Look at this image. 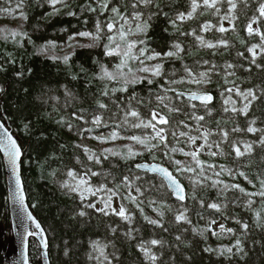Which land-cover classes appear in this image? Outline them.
<instances>
[{
    "label": "trees",
    "instance_id": "16d2710c",
    "mask_svg": "<svg viewBox=\"0 0 264 264\" xmlns=\"http://www.w3.org/2000/svg\"><path fill=\"white\" fill-rule=\"evenodd\" d=\"M234 2L235 9L230 0H215V7L213 0H195L193 10V0H0V118L23 150L28 202L48 236L52 264H264V0ZM145 22L150 27L138 47L146 57L159 54L161 75L137 83L104 76L105 68L116 69L124 59L123 53L108 55L104 42L121 26L125 31ZM19 24L18 35L1 31ZM98 28L101 45L78 48L67 60L42 54L45 45H65L80 33L96 35ZM170 51L177 55L167 56ZM198 89L212 93L214 102L192 103L179 95ZM237 89L256 98L246 100ZM245 104L247 114L240 111ZM132 110L139 117L126 115ZM153 111L168 119L157 125L165 129L164 143L150 139L153 129L133 126L147 122ZM113 133L121 141L139 136L149 143L136 155L92 144ZM236 147L245 154L237 156ZM188 152H199L202 163ZM187 161L194 164L182 166ZM143 163L171 168L187 188L186 200H176L161 178L136 168ZM109 196L111 207L99 211ZM121 205L130 220L116 214ZM181 214L187 219L178 220ZM12 238L0 154V264H7ZM141 246L157 259L150 260ZM30 262L42 264L34 239Z\"/></svg>",
    "mask_w": 264,
    "mask_h": 264
},
{
    "label": "snow or ice",
    "instance_id": "6c2138e0",
    "mask_svg": "<svg viewBox=\"0 0 264 264\" xmlns=\"http://www.w3.org/2000/svg\"><path fill=\"white\" fill-rule=\"evenodd\" d=\"M58 2H60V0H51V3L53 5H55ZM140 2L141 3H144V4H148V3L151 2V0H140ZM230 2L232 3V8L235 9L236 3L234 2V0H230ZM204 4H206V5L209 4V0H204ZM133 6L135 7V5H133ZM197 6L198 5L195 3V0H193V10H195V8ZM211 6L212 7H215V0H213V3L211 4ZM17 7H19V5ZM106 7H107V5H105V8ZM113 11H115V12H117L119 14V9L118 8H114ZM259 12H260L261 16H264V4H262L260 6ZM190 17H191V13L188 14V18H190ZM185 18L186 17L184 16V14H181L178 17V19H180V20H184ZM25 19H26V17H25ZM121 19H124V17H121ZM136 19L139 20L140 19V16L137 15L136 16ZM253 22H255V20ZM173 24H175V21H173ZM107 27L111 31L113 29V27H114V24H111L110 23V24L107 25ZM149 27H150V25L147 24L146 22L143 25L138 24L137 27H136V29H135V32L146 34ZM208 27H209V25H207V24L204 25L205 30H207ZM219 30L221 32H225L226 31V29L223 28V27H221ZM247 30H248V32L250 34L253 33L254 29L252 28V25L251 24L248 25V29ZM100 31H102V29H99L98 28V32H97V34L95 36H93V34L92 33H89V32L80 33V35L81 36L92 37L93 39L99 40L100 39V36H99V32ZM13 35H15V33H13ZM126 35H127V33H125L123 26H121V28L119 29V36H120V40L125 41V43H126V50L123 51L124 59L122 60V62L119 65H117V70H118L119 76L122 77V78H124L125 79V82L128 83L129 82L128 81V78H127L128 77V74L124 73L122 71V69L127 66L128 60L130 58L131 59H139V56H131V57L129 56V54L132 52V49L135 47V45H136L137 42H135V41H132V42L126 41ZM260 35H261L262 38H264V33H260ZM108 39L110 41V44L106 46V48H107V54L108 55L120 54V52H121V46L119 44L116 45V48H112L111 47V44L116 42V37L110 36V37H108ZM139 43L143 44L144 41L141 40V41H139ZM222 43H225L226 44V42H224V41H222ZM207 46L208 47H214V45H212V44H208ZM176 47L179 48V45H177ZM256 47H259V46L257 45ZM180 50L182 51V49H180ZM250 51H252L253 52V55L255 56V49L254 48L253 49H250ZM145 52H146V49H141L140 50V54L141 55H144ZM166 55L167 56H173V55H177V53H174V52H171L170 51V52L166 53ZM158 57H159V54H154V55H151V56H147L146 59L152 60V59H156ZM67 59L68 58L66 57L65 60H67ZM141 63H143V61H141ZM229 67H231V65H229ZM162 68H163V65L162 64H157V65H155L153 67H143V68H140V69H138V71L151 72L153 75L159 76V75H161ZM129 72L131 73L132 70L129 69ZM105 75L108 76L111 79H117V76L116 75H114L111 72H108L107 70H105ZM206 75H207L206 73H202L201 74V76H206ZM142 79L143 78L136 77L134 74H132V80L130 82L131 83H137V82H140ZM197 82H200V81H197ZM149 83H151V81H149ZM0 91H2V89H0ZM228 91H232V89H229ZM237 92H238L239 95H242L246 100L250 96L253 97L254 99L256 98L255 97V93L253 91H251V90H249L246 93H240L239 90L237 89ZM106 94L107 93H105V95ZM193 97L194 98H200V99H202L204 101H210L212 99V97L210 95H205L203 97H196L195 94H193ZM159 99L161 100V102L163 101V97H160ZM228 102L229 101H227V100L225 101V103H228ZM249 106H250V104H245L244 108L243 109H240V111L243 112L244 114H247V110H248ZM101 107H105V105H101ZM176 110L178 111V109H176ZM236 110L237 109L235 107L232 108V111H236ZM126 115H131L133 117H139V113L137 111H135V110L130 111ZM198 119L203 120L204 117L201 116V117H198ZM153 121H155V123ZM95 123L99 124L100 123V118H96ZM167 123H168V119L166 117L160 116L158 112L153 111L152 114H151V119H149L147 122H145L144 120H140V122L138 124H135L133 126L134 127H144V128H151V129H153V131L155 133V136L151 137L150 139L159 138L160 142L161 143H164V142H166V139H167L166 136L163 135L165 129L158 128L157 125L158 124L164 125V124H167ZM0 127H2V125H0ZM239 130L240 129H234V131H239ZM247 131L248 132H255V131H257V129H255L253 127H249L247 129ZM5 133H6V139H7V144L5 145V149L8 152V156L10 158V162H11V164L13 166V169L14 170H18L17 161H18L19 157L21 156L20 148L17 145V142L14 139H12L11 135L7 133V129H5ZM180 135L183 136V135H186V133H183L182 132V133H180ZM207 135H208L207 132L204 133L205 142L206 143H207V140H206ZM227 135H228V133L225 132L224 133V136L226 137ZM117 137H118V134L117 133H113L111 139H116ZM130 139L135 140L137 143H140V144L146 145V146L149 143V140L147 138L142 139L139 136H133V137H130ZM190 139L192 140L193 143H195V140L197 138L196 137H190ZM260 143L264 144V139H262L260 141ZM151 147H157V145H152ZM245 149H246L247 152H251L252 151V145L251 144H245ZM150 150H151V148H149V151ZM105 151L106 152H109V153H112V149H106ZM129 151L131 152V149ZM173 151H176V149H173ZM235 152H236V155L237 156H242V155L245 154V153H243V152L240 151V148L239 147H236L235 148ZM113 154H115V153H113ZM136 154L137 153H132V155H136ZM184 154L185 155L192 156L196 160L197 164H201L202 163L198 159L199 152H188V153H184ZM210 155L215 156V155H217V153L216 152H211ZM96 159H97V162H99V157H97ZM176 163L179 164L180 161H176ZM138 167H140V166L138 165ZM211 167H215V166H211ZM152 170L159 171V172H162V173L166 174L168 176V178L172 181L173 185L176 186V194H177L178 198L180 200H183L184 199L183 188H182V186L179 185L178 181H176L175 177H172L171 173L167 172V170L166 169H163V168H153ZM189 170H191V169H189ZM218 174L219 173H217V175ZM229 174H231V173L229 172ZM93 175H97V173H93ZM80 183L81 184H85V183H87V181H85V180L82 179L80 181ZM214 183H218V182H214ZM65 186H67V185H65ZM225 187H229V186L226 185ZM230 187L240 188L239 185H232ZM240 190L241 191H244L243 189H240ZM87 191L88 192H92V189L91 188H88ZM249 195H254V194L253 193H249ZM259 195L264 196V190H262L259 193ZM81 197L83 198V193H81ZM21 201H22V197H21ZM110 201H111V196H109L108 197V201L105 202V207L102 208V209H99V211H104L105 208L111 207ZM89 207H95V205L92 204V205H89ZM210 207L211 208H214V209H218L220 207V205H218L216 203H212V204H210ZM113 212H116V210L113 209ZM83 214L84 213H81V215H83ZM116 214L119 215V216H121V217H123V218H125V219H127V220H130L131 219V217L126 213V209H125V207L123 205H121V208H120L119 212H116ZM257 215H259V213ZM29 218L31 219V216H29ZM177 219L178 220H186L187 217L184 214H181V215H179L177 217ZM150 223L158 224L159 222L158 221H155V220H151ZM36 227L39 228V224H37ZM243 227L246 229L248 227V225L247 224H244ZM221 228L223 230V226H221ZM113 231H115V230L113 229ZM227 231H230L231 232L232 230L231 229H228ZM27 235H32V233L29 232V233H27ZM150 243L152 245H157V244L160 243V241H158V240H152V241H150ZM240 243L241 242L239 240H237L235 246H237L239 248ZM141 250L145 253L146 256H148V258L150 260L155 261L157 259V257L154 254H151V250L149 248L141 246ZM240 250H242V249H240ZM226 251L229 252V253H231L232 252V248H227Z\"/></svg>",
    "mask_w": 264,
    "mask_h": 264
},
{
    "label": "water",
    "instance_id": "95a60500",
    "mask_svg": "<svg viewBox=\"0 0 264 264\" xmlns=\"http://www.w3.org/2000/svg\"><path fill=\"white\" fill-rule=\"evenodd\" d=\"M193 94H195L196 97L210 95L212 99L210 101H204L200 98H194ZM179 95L192 103H199L204 105H210L215 100L214 95L210 92H179ZM0 125H2V127H0V154L3 159L6 172L8 202L13 232V238L6 253V262L7 264H31L30 242L32 239H34L38 242L40 246L42 264H52L50 259L48 236L40 221L32 211L28 202V197L22 174V163L24 159L23 150L18 140L14 136L12 130L5 124V122L1 118ZM5 129H7V133L11 135L12 139L17 142V145L19 146L21 151V156L17 161L18 170L13 169V166L10 162V158L8 156V152L5 149V145L7 144ZM139 166L140 167H138V165L136 166L138 170L161 178L165 182L169 191L173 194L176 200L181 202L186 200L187 188L175 175L174 171L167 165L159 163H143L139 164ZM153 168L166 169L167 172L171 173L172 177H175L176 181H178L179 185L183 188V200H180L178 198L176 194V186L173 185L172 181L168 178V176L162 172L152 170ZM29 216H31V219L29 218ZM37 224H39V228L36 227ZM33 229H35L36 232H33ZM29 232H31L32 235H27V233Z\"/></svg>",
    "mask_w": 264,
    "mask_h": 264
},
{
    "label": "rangeland",
    "instance_id": "374dc122",
    "mask_svg": "<svg viewBox=\"0 0 264 264\" xmlns=\"http://www.w3.org/2000/svg\"><path fill=\"white\" fill-rule=\"evenodd\" d=\"M20 24L14 27L13 29H8L7 27H2L1 31L3 34H6L10 32L12 36L18 35L19 33L22 32V28H20ZM126 26V25H125ZM130 26V27H129ZM127 30H125L126 35V41L132 42L135 41L137 42L135 47L132 49V52L129 54V56H139V59H129L128 64L126 67L122 69V71L126 74H128V81L132 80V74H134L136 77H141L143 78L142 80H149V79H154L157 76L153 75L151 72H142L138 71V69L143 68V67H153L157 64H161V59L162 58H156L152 60L146 59L145 54L141 55L140 50L144 49L143 47H138V45H141L139 41H144L145 34L144 33H137L135 32V29L131 28V25L127 26ZM131 29V30H130ZM15 33V35H13ZM95 36V35H93ZM116 37V42L111 44L112 48H116V45L119 44L121 46V52L123 53L124 50H126V43L125 41L120 40L119 34L114 36ZM101 41L93 39L92 37H87V36H78L72 38L67 44L61 45V46H56L54 44H48L45 45L44 48L42 49V54L55 58V59H65L66 57L68 58L76 49L81 48V47H93V46H98L101 45ZM110 44L109 39L104 42V46H107ZM151 56V55H150ZM143 61V63H141ZM129 69L132 70V72H129ZM105 70L108 72L113 73L114 75L117 76V79L125 81L124 78L119 76L118 70L116 69H107L105 68L103 70V75H105ZM108 77V76H106ZM109 78V77H108ZM111 79V78H109ZM179 86H177L178 88ZM193 92H204L201 90H194ZM99 139V140H98ZM97 140L93 141V145H96L97 148L100 150L105 151L106 149H112V153H120L122 151H125L128 154L132 153H138L143 150L146 145H142L140 143H137L135 140H127V141H121L118 138L116 139H103V138H98ZM131 149V152L129 151ZM109 153V152H108ZM194 163L192 161H187L185 164L182 166H190L193 165Z\"/></svg>",
    "mask_w": 264,
    "mask_h": 264
},
{
    "label": "bare ground",
    "instance_id": "6f19581e",
    "mask_svg": "<svg viewBox=\"0 0 264 264\" xmlns=\"http://www.w3.org/2000/svg\"><path fill=\"white\" fill-rule=\"evenodd\" d=\"M33 232H36V230H35V229H33Z\"/></svg>",
    "mask_w": 264,
    "mask_h": 264
}]
</instances>
